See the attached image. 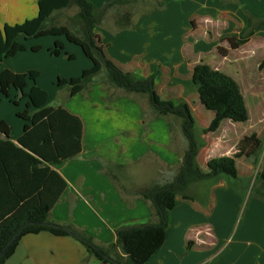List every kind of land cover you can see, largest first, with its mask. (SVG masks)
Segmentation results:
<instances>
[{
    "label": "crops",
    "instance_id": "1",
    "mask_svg": "<svg viewBox=\"0 0 264 264\" xmlns=\"http://www.w3.org/2000/svg\"><path fill=\"white\" fill-rule=\"evenodd\" d=\"M89 1L101 9L113 0ZM158 3L163 7L155 8ZM38 12L39 0H0V26L21 24L36 18ZM262 21L264 0H141L132 29L118 30L113 21L114 29L99 27L96 33L102 38L109 59L120 68L140 78L154 76L160 97L159 90L163 87L170 94L180 92L178 98L189 105L197 124L190 100L196 98L204 108L192 84L198 64L206 63L240 85L249 120L246 123L227 120L218 131L199 136L202 148L198 162L206 170L209 160L233 156L245 136L257 133L263 139L264 126L248 128L253 110L259 112L264 106V68L260 67L264 62ZM252 29L255 32L250 41L232 49L229 39ZM243 49L250 56H242ZM117 90L109 83L98 81L81 93L86 94L88 110L79 112L62 106L83 122V151L73 160L50 166L67 184L50 212V221L60 226H75L105 249L116 244L118 229L157 222L151 201L142 194L155 185L174 181L189 146L181 119V136L174 142L168 116L146 113L143 99L149 97L117 95ZM248 98L252 99L251 103ZM110 105L119 106L117 111H123L128 123L126 130L120 131L126 140H115L114 152L102 150L101 142L109 130L104 125L95 126L94 120L101 124L103 117L89 110L96 111L99 106L110 108ZM206 117L203 128L209 127L214 113L213 116L206 113ZM0 121L11 126L7 118L0 116ZM25 124L24 121V126L18 125L20 132L11 133L12 142L18 146ZM113 153L125 159L113 158ZM202 153L206 156L201 157ZM139 163L148 176L137 181L131 168ZM252 163L253 159L239 158L237 180L224 177L217 184L196 183L188 191L191 200L179 197L177 207L170 212L165 242L148 264H264V203L253 199L237 225L246 187L252 186L256 177L250 179L241 165L243 169L253 170ZM61 186V181L56 179L47 198H54ZM4 201L11 202L12 198H4L0 203ZM117 252L122 255L119 248ZM88 256L85 246L75 237L43 232L25 236L6 264H103Z\"/></svg>",
    "mask_w": 264,
    "mask_h": 264
},
{
    "label": "trees",
    "instance_id": "2",
    "mask_svg": "<svg viewBox=\"0 0 264 264\" xmlns=\"http://www.w3.org/2000/svg\"><path fill=\"white\" fill-rule=\"evenodd\" d=\"M141 0H113L103 8H97L89 0H39L38 16L21 24L0 26V66L4 60L17 56L25 50V41L46 36L65 37L69 43L79 46L92 62L90 69L70 80H59V87L68 85L70 97L88 91L96 78L103 72L107 81L128 94L148 95L150 104L159 116H174L182 120V130L188 141L181 169L173 182L155 185L142 196L151 201L157 222L126 226L118 229L116 244L105 249L95 243L92 237L73 225L60 226L50 221V212L67 188L66 182L50 166L77 158L83 151L84 126L80 117L68 109L49 106V94L37 86L40 73L31 70L15 73L10 69L0 70V101L8 100L15 106L27 99V110L18 113L26 122L19 145L11 140L12 128L6 121H0V202L11 197L12 201L0 203V264L15 254L21 240L27 235L49 232L54 236H73L87 249L88 257L103 264H148L153 255L163 246L169 226L170 212L177 207L178 198L191 200L190 187L196 183H219L224 177L239 178L237 159L246 157L259 160L264 153V140L257 134L245 136L233 156L213 158L203 170L198 162L200 143L196 135V120L189 105L161 99L156 91L155 77L140 78L120 68L109 59L102 38L96 29L105 18L113 13L118 30L134 27L136 7ZM75 5L76 15L73 32L67 26L51 24L48 21L57 12ZM158 3L155 7L162 8ZM122 9H125L122 11ZM264 21L260 23V26ZM255 29L243 31L229 39L236 50L250 41ZM65 45L56 40L51 50L61 56ZM39 51L40 48H33ZM73 60V56H68ZM264 68V62L260 65ZM33 86L28 90L29 82ZM192 84L196 88L203 107L214 113V119L204 133L216 132L224 121L246 123L249 111L240 85L229 75L215 70L206 63L198 64L193 71ZM13 91L17 94L13 96ZM264 158V157H263ZM15 165L19 168H15ZM44 166V167H40ZM59 180L61 189L48 199L50 188ZM42 186V191H41ZM237 190L236 185H231ZM250 184L248 190L250 189ZM251 198L264 203V159L251 187ZM192 243L189 244L188 249ZM121 250V254L117 252Z\"/></svg>",
    "mask_w": 264,
    "mask_h": 264
},
{
    "label": "rangeland",
    "instance_id": "3",
    "mask_svg": "<svg viewBox=\"0 0 264 264\" xmlns=\"http://www.w3.org/2000/svg\"><path fill=\"white\" fill-rule=\"evenodd\" d=\"M125 9H122L124 11ZM79 9L73 5L68 9H65L63 11L57 12L55 16L50 19L47 23V26L49 27L51 24L58 25V26H67L69 27L73 32L77 31V28L75 27V21H76V15L78 13ZM113 13L109 14L105 20L101 23L99 26L100 28H111L114 29L113 25ZM98 27V28H99ZM56 40H60L64 43L65 48L64 52L61 56H55L52 54L51 50L54 48V44ZM21 42L25 45V50L20 52L17 56L6 59L3 61V63L0 66V70L4 69H12L20 71L21 74L27 73L31 70L38 71L40 73V77L37 80V86L41 87L42 89L46 90L49 94V105L52 107H59V106H66L67 108H71L73 110H78L79 112L83 111L82 109L88 110L89 104L87 103L86 94H81L75 98L70 97V87L68 85H65L63 87H59V80H70L72 78L80 77L84 70H87L92 67V62L84 55L82 49L74 45L72 43H69L68 40L65 37H54V36H46L42 38L37 39H31L25 41L24 39H21ZM39 47V51H34L33 48ZM242 56H250L251 53L247 51V49H243V52L241 53ZM68 56H73L74 59L70 60ZM100 84L105 83L108 84L107 81V74L106 72L101 73L97 78L96 82ZM95 82V83H96ZM109 85H111L109 83ZM33 86V82H29L28 90ZM111 87H114L111 85ZM115 88V87H114ZM117 89V88H116ZM118 94L121 95L122 93L125 94L123 90H117ZM161 97L164 99H174L176 103L182 102L179 97L180 92H175L174 94L167 93L165 88H161L160 90ZM248 94V92H245ZM17 93L14 92L13 96H16ZM128 94V93H126ZM148 97V95H145ZM143 99V98H142ZM145 104V110L146 113L152 116L157 115L155 111L153 110L152 106L149 103V100L146 98L143 99ZM249 103H251L252 99L248 98ZM191 101V107L194 110V113L196 114L198 118V124L196 125V135L199 138L200 135H207L208 133H204V130L207 128H203L204 125L207 124L208 118L206 117V113L210 116H213V112L204 110V108L201 107L199 101L194 98ZM111 107H105V106H99L98 109L92 110L89 109L90 113L98 114L101 117H103L104 122H97L94 120V125L97 126H105L109 131L106 133H109L106 135V139L102 140V150L109 149V152H114V150L117 148L115 144V140L125 141V137L121 135L120 131H125L128 123H126L127 120H125L124 113L122 110L120 112L117 111V108L119 106H112ZM253 109V105L250 107ZM27 110V99H23L20 101V104L18 106L13 105L8 100H2L0 101V116L7 118L9 122L11 123V128L13 131V134H16L17 131L20 132L21 128H18V125L21 127L24 121L18 117V113L24 112ZM159 116V115H157ZM169 119V126L172 131L173 140L174 142H178L179 137L181 136L180 130H179V124L181 120L177 117L168 116ZM259 120L263 121V123H260ZM250 125H261L264 126V106L262 107V110L259 112H255L253 110L252 112V118L251 122L248 124V128L250 129ZM109 126H112L113 129H110ZM93 133H95V129H92ZM113 135V137H112ZM114 138V139H112ZM163 139V138H162ZM112 140V141H111ZM264 140V136H263ZM111 141V142H110ZM199 141V140H198ZM167 142V140H166ZM200 142V141H199ZM108 147V148H106ZM202 146L200 144V150ZM154 149V147H152ZM117 157L119 160L125 159V156L121 155H115L113 153V158ZM206 154L202 153L201 157H205ZM264 153L262 157L257 161L253 159V170H247L243 169V164L241 165L242 171L245 172L246 175L250 179L254 178L258 171L261 168V165L263 163ZM140 163L136 164L134 168H131V173H133L134 178L138 181L141 177L145 178L148 175H145L144 167H140ZM129 172V171H128ZM130 173V172H129ZM143 178V179H144ZM249 186V185H248ZM248 186L246 187V198L243 199L244 203L243 206L240 209V212L238 214V223L239 225L242 213L245 211V209L248 207V204L252 202L253 198H251V187L248 190ZM241 194L244 193V184H241Z\"/></svg>",
    "mask_w": 264,
    "mask_h": 264
}]
</instances>
